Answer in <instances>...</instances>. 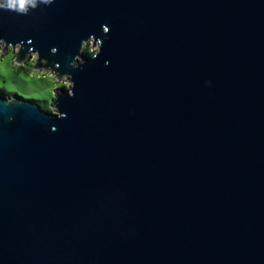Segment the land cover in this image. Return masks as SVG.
<instances>
[{
	"label": "water",
	"instance_id": "obj_1",
	"mask_svg": "<svg viewBox=\"0 0 264 264\" xmlns=\"http://www.w3.org/2000/svg\"><path fill=\"white\" fill-rule=\"evenodd\" d=\"M0 35L76 83L66 119L0 97V264H264V0H56Z\"/></svg>",
	"mask_w": 264,
	"mask_h": 264
},
{
	"label": "clouds",
	"instance_id": "obj_2",
	"mask_svg": "<svg viewBox=\"0 0 264 264\" xmlns=\"http://www.w3.org/2000/svg\"><path fill=\"white\" fill-rule=\"evenodd\" d=\"M54 3H56V0H0V11L14 12L17 15L27 16L42 5L50 7ZM103 32L107 35L110 32V28L104 26ZM29 43H32V41H29ZM102 45L103 41L96 39L94 36L82 41L79 53L71 62V68L74 70L81 69L87 63L85 57L93 60L97 59L102 51ZM86 48L88 49V54H85ZM51 51L56 54L58 49L52 48ZM22 53H24V43L22 41L10 42L0 35V75L8 79L13 73L18 72L19 80L27 85V95L34 98L42 96L44 99L34 101L26 98L24 93H18L16 84L11 79H8L4 94L5 102L15 104L17 97H20V103L33 101L44 112L50 113L59 119H66L67 114L60 110L59 100L63 91H66L70 97H75L76 95V83L72 73H61L59 71L61 65L58 62L53 61L50 65L49 60L43 58L41 53L34 48L24 53L23 59H21ZM20 69H25V71H20ZM41 81L46 82L48 87L42 92H38L34 84H38Z\"/></svg>",
	"mask_w": 264,
	"mask_h": 264
},
{
	"label": "rangeland",
	"instance_id": "obj_3",
	"mask_svg": "<svg viewBox=\"0 0 264 264\" xmlns=\"http://www.w3.org/2000/svg\"><path fill=\"white\" fill-rule=\"evenodd\" d=\"M85 50H88V49L86 48ZM20 71H25V69H20ZM8 79H11L12 82L16 84L17 89H18V93H24L26 95V98L33 99L34 101H36L37 99H44V97H42V96L39 98H34L30 95H27V93H28L27 85H25L22 81L19 80L18 72L13 73ZM8 79H6L4 76L0 75V88L6 90V85L8 83ZM34 87L36 88V90L38 92H42L43 90H45L48 87V85L46 82L41 81L38 84H34ZM45 104H46V101H45Z\"/></svg>",
	"mask_w": 264,
	"mask_h": 264
},
{
	"label": "trees",
	"instance_id": "obj_4",
	"mask_svg": "<svg viewBox=\"0 0 264 264\" xmlns=\"http://www.w3.org/2000/svg\"><path fill=\"white\" fill-rule=\"evenodd\" d=\"M85 54H88V50H85ZM5 92H6L5 89L0 88V97L5 98V97H4ZM18 98H20V97H18ZM32 102H33V101H32Z\"/></svg>",
	"mask_w": 264,
	"mask_h": 264
}]
</instances>
